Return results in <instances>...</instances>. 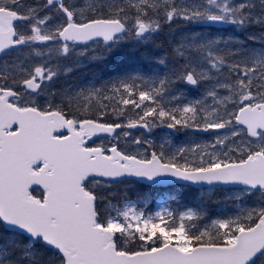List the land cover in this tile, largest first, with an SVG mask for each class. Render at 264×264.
<instances>
[{
  "label": "snow or ice",
  "instance_id": "snow-or-ice-1",
  "mask_svg": "<svg viewBox=\"0 0 264 264\" xmlns=\"http://www.w3.org/2000/svg\"><path fill=\"white\" fill-rule=\"evenodd\" d=\"M0 264H264V0H0Z\"/></svg>",
  "mask_w": 264,
  "mask_h": 264
},
{
  "label": "trees",
  "instance_id": "trees-1",
  "mask_svg": "<svg viewBox=\"0 0 264 264\" xmlns=\"http://www.w3.org/2000/svg\"><path fill=\"white\" fill-rule=\"evenodd\" d=\"M181 198V196H179V199Z\"/></svg>",
  "mask_w": 264,
  "mask_h": 264
}]
</instances>
